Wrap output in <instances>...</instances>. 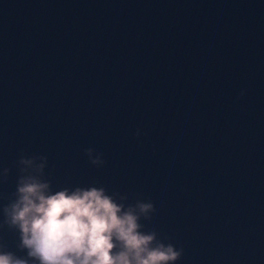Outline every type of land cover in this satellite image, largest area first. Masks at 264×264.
Listing matches in <instances>:
<instances>
[{
    "label": "water",
    "instance_id": "water-1",
    "mask_svg": "<svg viewBox=\"0 0 264 264\" xmlns=\"http://www.w3.org/2000/svg\"><path fill=\"white\" fill-rule=\"evenodd\" d=\"M21 155L151 201L174 264H264V0H0V224Z\"/></svg>",
    "mask_w": 264,
    "mask_h": 264
},
{
    "label": "clouds",
    "instance_id": "clouds-1",
    "mask_svg": "<svg viewBox=\"0 0 264 264\" xmlns=\"http://www.w3.org/2000/svg\"><path fill=\"white\" fill-rule=\"evenodd\" d=\"M84 151L92 165L105 163L103 153ZM18 164L14 199L4 205L0 227L18 231V248L26 256L0 244V264H174L181 258L183 248L142 230L141 218L150 220L155 212L151 201L125 205L126 196L95 186L53 192L45 179L46 156L21 155Z\"/></svg>",
    "mask_w": 264,
    "mask_h": 264
}]
</instances>
